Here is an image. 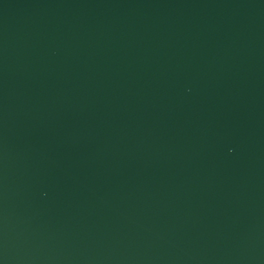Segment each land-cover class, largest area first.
Returning <instances> with one entry per match:
<instances>
[{"label":"water","instance_id":"95a60500","mask_svg":"<svg viewBox=\"0 0 264 264\" xmlns=\"http://www.w3.org/2000/svg\"><path fill=\"white\" fill-rule=\"evenodd\" d=\"M0 264H264V0H0Z\"/></svg>","mask_w":264,"mask_h":264}]
</instances>
